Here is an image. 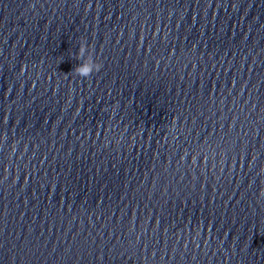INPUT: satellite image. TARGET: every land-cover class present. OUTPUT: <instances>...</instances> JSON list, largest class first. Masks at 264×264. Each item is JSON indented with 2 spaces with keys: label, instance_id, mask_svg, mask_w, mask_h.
<instances>
[{
  "label": "clouds",
  "instance_id": "clouds-1",
  "mask_svg": "<svg viewBox=\"0 0 264 264\" xmlns=\"http://www.w3.org/2000/svg\"><path fill=\"white\" fill-rule=\"evenodd\" d=\"M75 59L82 60V63L77 65L73 72L82 78H88L93 73L99 72L103 66L97 59H94L91 46L84 39H81Z\"/></svg>",
  "mask_w": 264,
  "mask_h": 264
}]
</instances>
